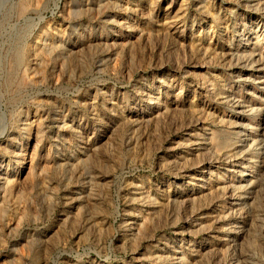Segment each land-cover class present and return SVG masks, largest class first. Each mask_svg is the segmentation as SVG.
Returning a JSON list of instances; mask_svg holds the SVG:
<instances>
[{
  "label": "rangeland",
  "instance_id": "1",
  "mask_svg": "<svg viewBox=\"0 0 264 264\" xmlns=\"http://www.w3.org/2000/svg\"><path fill=\"white\" fill-rule=\"evenodd\" d=\"M0 264H264V0H0Z\"/></svg>",
  "mask_w": 264,
  "mask_h": 264
},
{
  "label": "bare ground",
  "instance_id": "2",
  "mask_svg": "<svg viewBox=\"0 0 264 264\" xmlns=\"http://www.w3.org/2000/svg\"><path fill=\"white\" fill-rule=\"evenodd\" d=\"M259 3V2H258ZM236 261H238V260H235V263H236Z\"/></svg>",
  "mask_w": 264,
  "mask_h": 264
}]
</instances>
